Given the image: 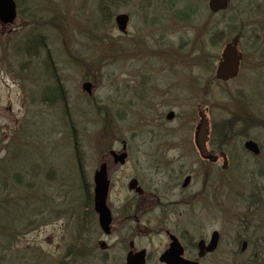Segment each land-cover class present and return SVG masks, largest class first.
Listing matches in <instances>:
<instances>
[{"label":"rangeland","instance_id":"1","mask_svg":"<svg viewBox=\"0 0 264 264\" xmlns=\"http://www.w3.org/2000/svg\"><path fill=\"white\" fill-rule=\"evenodd\" d=\"M14 1V22H0V264L72 263L73 242L91 220L81 184L103 160L115 213L126 208L131 178L163 195L183 172L197 174L198 105L229 166L220 162L214 202L208 194L183 206L185 224L193 234L221 232L207 264L264 260V0H230L217 13L208 0ZM121 13L125 34L114 20ZM36 36L44 46L28 56ZM234 36L239 72L217 80ZM53 73L67 114L42 100L56 95ZM245 118L255 125L244 127ZM248 139L262 149L256 158L243 147ZM123 144L126 161L113 165L108 151Z\"/></svg>","mask_w":264,"mask_h":264},{"label":"flooded vegetation","instance_id":"2","mask_svg":"<svg viewBox=\"0 0 264 264\" xmlns=\"http://www.w3.org/2000/svg\"><path fill=\"white\" fill-rule=\"evenodd\" d=\"M193 146L194 162L199 167L197 174L194 170L183 172L181 181L161 189L162 192L171 189L163 195L150 192L136 178H131L126 188L129 196L121 200L128 207L126 205L120 213H115L108 205L114 186L108 177V164L103 160L109 182L106 206L110 211V222L107 228L100 227L94 210V182L82 183L85 207L91 220L84 222L86 226L83 225L73 242L75 248L69 251L70 256L73 253L71 264H207L213 261L222 241L221 232L213 229L206 234H193L185 224L182 210L190 203L203 201L205 196L210 198L208 194L213 202L218 198L221 152L225 151L219 140L212 138L210 128L205 142L195 140L193 134ZM111 151L125 152L126 161L125 150L111 149L108 156L113 165L119 163L114 161ZM131 181H134L132 186ZM213 232L218 233V239L215 247L210 249Z\"/></svg>","mask_w":264,"mask_h":264},{"label":"water","instance_id":"3","mask_svg":"<svg viewBox=\"0 0 264 264\" xmlns=\"http://www.w3.org/2000/svg\"><path fill=\"white\" fill-rule=\"evenodd\" d=\"M229 0H208V9L213 12L223 11L227 8ZM17 15L16 3L14 0H0V22L3 24H11L14 22ZM115 23L117 29L125 34L127 32V23L129 17L125 13L118 14L115 17ZM238 36H234L230 42L226 43L221 57L218 61L215 79L221 81H227L233 79L237 76L239 72V65L241 60V54L237 50ZM83 90L90 94L91 83L84 82L82 84ZM198 116L199 120L195 126L194 137L195 140H201L205 142L208 139V119L204 110L198 106ZM173 113L169 112L167 114V119H171ZM243 147L248 152L257 156L260 154V148L256 141L253 139H248L243 143ZM122 150H125V145L123 144ZM111 155L114 156V161L119 164H124L126 153H116L111 151ZM222 157V169L226 170L228 168V160L225 152H221ZM187 179L185 180V182ZM94 182V210L98 215L99 225L102 229L107 228L110 222V211L106 206V197L108 191V178H107V168L105 163H101L98 169L93 174ZM134 184V181L130 182V186ZM218 233L213 232L211 237V242L209 244L210 249H213L217 243Z\"/></svg>","mask_w":264,"mask_h":264},{"label":"trees","instance_id":"4","mask_svg":"<svg viewBox=\"0 0 264 264\" xmlns=\"http://www.w3.org/2000/svg\"><path fill=\"white\" fill-rule=\"evenodd\" d=\"M111 0H108V3H111L110 2ZM104 2H106V0H100V5H101V7H102V5H104ZM104 7V6H103ZM102 7V8H103ZM41 39H43V38H39V37H35V39L34 40H36L34 43H32L31 45H27V46H25V50H24V53L25 54H27L28 56L30 55H35L33 52H35L36 51V48H38L37 47V44L39 43V42H41L42 44H43V46H44V42L43 41H40ZM42 46V47H43ZM47 53V52H46ZM45 61H46V64H47V66L49 67L50 65H52L51 64V62H50V60H49V57H48V55L45 57ZM52 72H54V71H52ZM53 78H55V79H53V82H54V84H55V86H54V89H55V93H56V95H54V96H51V97H46V96H43L42 97V100H44V101H47V102H49L50 104H53V103H56L57 101H59L60 102V104L62 105V107L64 108V111H65V113L67 114L68 113V111L66 110V104H65V96H64V93H62L61 92V90H62V86H61V84L59 83V80L57 79V76L55 75V73H53ZM63 91V90H62ZM255 125V124H254ZM253 125V123H251V119H249V118H245V121L243 122V126L244 127H247V126H254ZM244 133L245 132H242V134L244 135ZM219 137V136H218ZM212 138L213 139H217V138H215V137H213L212 136ZM220 145H221V141H220ZM222 146V145H221ZM261 153H262V149H261ZM260 153V154H261ZM80 155V154H79ZM259 156V155H258ZM258 156H255V158L256 157H258ZM33 178H36V173H33V174H31L30 175V180H33ZM17 179V178H16ZM30 183L31 182H33V181H29ZM29 182L28 183H24V180L22 181V182H20L19 183V186L20 185H22L23 187H24V185L27 187V189L29 188L27 185L29 184ZM31 185H32V183H31ZM2 186H3V184H2ZM5 186V185H4ZM253 260V261H252ZM255 262H256V260L255 259H251V260H247V262L246 263H248V264H255ZM261 262H264V260H261L260 262H258V263H256V264H260Z\"/></svg>","mask_w":264,"mask_h":264}]
</instances>
